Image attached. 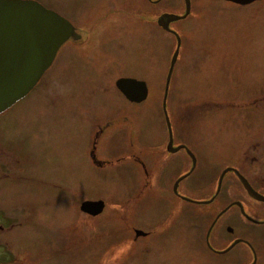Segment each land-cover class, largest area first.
Listing matches in <instances>:
<instances>
[{"label": "flooded vegetation", "instance_id": "1", "mask_svg": "<svg viewBox=\"0 0 264 264\" xmlns=\"http://www.w3.org/2000/svg\"><path fill=\"white\" fill-rule=\"evenodd\" d=\"M35 1L71 26L70 36L36 85L46 74L56 73L51 75L54 95L64 84L69 109L87 114L85 126L92 142L86 156L101 174L113 167L114 172L130 173L132 182L125 188L127 202H116L109 211L105 201L96 215L81 210L79 203L82 215H102L94 225L71 220L65 231L56 232L51 200L55 141H11L7 115L17 101L0 112V264H121L117 253L122 245L128 251L125 264H264V139L240 141L235 151L225 141L223 152L216 151L212 141H168L163 111L167 140L146 143L137 141L133 121L136 106L150 96L146 79L152 75L153 48L158 54L172 48L170 62L178 48L167 100L176 62L188 66L196 59L188 51L218 47V42L199 41L207 32L206 13L226 14L230 5L237 13L263 0H208L209 9L206 0ZM216 1L225 5H213ZM120 78L144 81L147 97L140 102L128 98L116 85ZM256 95L253 101L261 102L264 88ZM115 97L128 104L125 128L115 117L98 120V113L119 109ZM181 116L184 112L174 116L175 126ZM121 141H128V152L121 154ZM102 142L107 158L98 153ZM216 162H223L219 170ZM195 172L210 175L207 185L185 183ZM79 183L82 186L84 180ZM38 185L48 191L47 197ZM78 227L86 233L83 240L77 236ZM60 241L68 247L64 252L57 250Z\"/></svg>", "mask_w": 264, "mask_h": 264}, {"label": "rangeland", "instance_id": "2", "mask_svg": "<svg viewBox=\"0 0 264 264\" xmlns=\"http://www.w3.org/2000/svg\"><path fill=\"white\" fill-rule=\"evenodd\" d=\"M207 1L205 5L208 4ZM213 5L225 4L216 1ZM207 7L210 8L209 5ZM255 7H261V10L257 11ZM233 10L234 7L230 5L226 14H217L216 11L206 13L207 32L199 41L218 42L216 50H210L207 45L203 50L188 51L193 52L196 58L187 62L190 65L186 66L181 60L176 62L172 94L166 100L174 141H212L218 146L216 151L223 152L225 141L231 144L230 151H235L241 144L240 141L264 139V98L261 102L253 101L258 89L264 88V0L237 13L232 12ZM187 23L185 22V26L190 28ZM228 31L233 33L224 36ZM121 37L122 35L119 36ZM213 38L215 41H211ZM167 41L170 42L171 39L168 38ZM171 49L169 47L167 51L158 54L153 48L152 75L146 79L151 87L150 96L144 103L136 106L135 117L132 116L137 141L149 143L167 140L162 101L173 51ZM204 73L205 77L202 76ZM55 74L54 71L46 74L23 99L8 109L7 116L10 119L8 133L11 141H55L56 184L51 191V200L58 232L65 231L64 226L71 220L78 224L84 220L92 226L97 218L102 217L82 215L78 205L83 201L103 200L106 203L105 211H109L116 202L126 203L125 188L131 185L132 175L114 172L113 167H106L101 174L93 166L86 156L92 142L89 141L90 133L85 126L87 114L81 109H69L64 84L61 83L60 94L54 95L51 75ZM114 101H117L119 109L98 113V120L103 123L107 116L115 117L118 126L125 128V119L129 116V109L126 107L128 104L116 97ZM196 104L199 107H194ZM181 112H184V116L176 120L175 126L174 116ZM44 126L47 127L46 131ZM120 150L121 154L129 151L128 141L120 142ZM98 153L107 158L103 142L99 145ZM215 165L219 170L223 162H216ZM196 173L185 183L207 185L210 175ZM69 174H78L83 178L76 180ZM215 175L216 173L211 174ZM81 180H84L82 186L79 185ZM37 190L42 192L43 198L48 196L43 185H38ZM185 205L194 207L191 203ZM76 233L79 240L85 239L86 233L80 227ZM65 243L60 241L57 250L64 252L68 248ZM127 253V247L122 245L117 253L121 264H125L123 257Z\"/></svg>", "mask_w": 264, "mask_h": 264}, {"label": "water", "instance_id": "3", "mask_svg": "<svg viewBox=\"0 0 264 264\" xmlns=\"http://www.w3.org/2000/svg\"><path fill=\"white\" fill-rule=\"evenodd\" d=\"M232 1L248 3L253 0ZM70 27L67 19L35 0H0V112L32 90L52 63L59 47L70 36ZM177 45L179 46V39ZM177 54L178 48L170 62L162 101L168 141H173V137L166 111V97ZM116 85L128 98L136 102L147 97L144 81L120 78ZM221 178L222 176L219 184ZM103 207V200H86L81 204V210L92 215L100 213Z\"/></svg>", "mask_w": 264, "mask_h": 264}]
</instances>
